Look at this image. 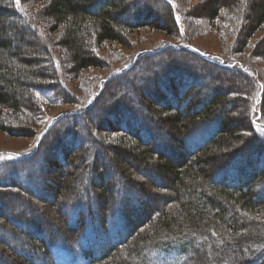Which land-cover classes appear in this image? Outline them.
Instances as JSON below:
<instances>
[{
    "label": "trees",
    "instance_id": "16d2710c",
    "mask_svg": "<svg viewBox=\"0 0 264 264\" xmlns=\"http://www.w3.org/2000/svg\"><path fill=\"white\" fill-rule=\"evenodd\" d=\"M34 1L0 0V129L8 132L20 123V115L29 122L35 117L37 96L59 99L65 93L44 34L29 27L23 5ZM201 7L209 20L227 11L232 25L243 15L246 31L264 25V0H205ZM42 12L55 28H63L60 42L74 72L96 65L89 47L118 42L120 34L132 29L161 27L165 18L172 26L184 18L173 0H47ZM164 48L141 56L154 58ZM174 50L211 63L213 70L243 84L256 81L258 88L254 74L232 60L215 61V56L184 44ZM140 62L115 74L120 80L138 78L130 83L138 93H117L125 111L118 114L125 117L111 110L110 122L100 119L103 127L121 132L125 150L94 139L90 123L85 131L89 139H82V125L77 127L68 113L60 114L49 125L64 123L62 131L71 144L66 151L57 149L56 160L50 158L60 163L55 177L46 175L41 156L48 126L34 151L13 157L18 166L6 167L14 173L10 178L3 180L0 173V264H57V253L83 259L82 264H264L262 101L255 95L249 107V126L259 131L250 138L241 134V126H229L235 121L230 100L244 93L239 83L208 77L199 85L205 74L173 81L169 70L149 68L150 63L135 74ZM96 92L98 99L104 89ZM94 102L81 111L83 116ZM237 108L245 113L244 105ZM50 137L51 144L59 138ZM174 148L180 149L177 156ZM122 154L132 158L135 169H146L152 180L163 182L169 193L161 196L162 207L148 210L142 199L154 197L118 168L125 165ZM132 203L137 206L130 211ZM72 239L75 243H69ZM151 252L153 258L145 255Z\"/></svg>",
    "mask_w": 264,
    "mask_h": 264
},
{
    "label": "rangeland",
    "instance_id": "374dc122",
    "mask_svg": "<svg viewBox=\"0 0 264 264\" xmlns=\"http://www.w3.org/2000/svg\"><path fill=\"white\" fill-rule=\"evenodd\" d=\"M46 1L47 0H38L24 4V11L28 15L30 21H27L30 24L29 27L33 28V30H40L42 34H44L45 42L51 47L52 54H54L53 56L56 58L59 65L58 67L60 68L59 80L65 93L63 98L62 95H60L61 97L59 96V99L53 97L50 98L49 95L45 97L37 96L38 111H36L37 114H35V117L30 122L24 120L22 115H20L21 117L18 118L20 119V123L16 128L13 127V131L8 132L0 129V170L5 167V170L0 171L1 175H3V180L4 178H10L11 174H14L10 169L9 171L6 170V167L13 168L18 166L11 162L13 157L35 148L38 141L37 137H40L42 130L47 126L48 131L40 145L43 161L45 159L44 170H48L46 173L48 177H55L58 174L56 167H59L60 163L57 161H51L56 160L57 149H63V151H66L65 149L67 147L69 148V145L71 144L70 135L65 133V131H62V127H65L64 123H61V127H58V125L53 126V124L49 125V123H52L55 117L60 116V114L64 115L68 113L67 115L72 116V121L77 123V127L82 125L80 134L82 139L85 137L89 139L86 136L85 131L88 129L89 125L92 124V128L94 129H91L90 133L92 134L90 135H92L94 139L103 143L105 146L113 145L117 146L120 150H125L126 147L120 143V139H122L121 132L115 128L107 129L103 127L102 123H100V119L103 120L106 118L107 113L111 110H114L113 113L115 115L117 114L118 117H125V115L118 114L125 111L120 105L121 100L117 93L124 92L132 96L133 93H138L130 87L131 80H133L132 82L135 81L138 83V78L135 76L120 80V76H115V74L138 60L141 62L136 64L135 74L137 72L142 73V70L145 69L144 65L150 63L148 66L149 68L153 67V69L158 71L162 70L163 72L164 70H169L172 73L173 81L175 79L177 81L178 79L184 80V77L188 78L199 74L207 75L206 78L202 79L199 85L206 83L208 77H216L225 82L227 80L236 81L242 86V92L244 93L240 94L239 98L231 99L232 101L230 100L229 104L231 105L229 108L233 105L235 107L231 112L232 119H235V121L230 123L229 126L231 128L241 126L239 129L241 134L246 135L247 137L255 138L259 136L258 129L254 130L249 126L247 115L249 107L256 95L258 103L262 101L261 107L259 106L260 115L258 114V123L264 126V97L263 99L260 97L261 93L264 94V25L246 31V29H244L243 15H237L235 23L232 25L227 21H230V18H232L233 15L227 11H220L217 19H207V15L201 7L205 0H173V2L182 10V15L184 17L181 18L182 21L180 22L179 18L176 19L179 24L174 22V25L172 26L163 16L165 19L161 27L154 24L153 26L148 25L132 29L120 34L121 38L118 42L106 41L99 46L96 45L95 47H89L88 49L97 60L96 65L74 72L72 70L73 65L71 63L70 54L67 48L60 42L63 28L61 26L55 28V25L51 23V21L43 17L42 9L45 6ZM238 1L241 2L242 0ZM156 9L158 10L157 12L161 14V10H159V8ZM11 21L15 25L18 24V26H22V23L19 21L14 19ZM183 44L215 56L213 57L215 61L220 59L232 60L233 63L236 62L240 67L249 69L257 79L258 88L256 81L254 83L250 82L249 84H243L242 80L240 78L238 79V77L233 78L231 75L220 74V71L217 72V70H213V65L211 63L204 62L202 64L196 57L185 52L182 54L175 53L174 48L180 47V45ZM163 47L165 48L154 58L151 56L143 58L141 56L143 52L157 51ZM46 60H50V57H46ZM131 69L126 70V73H132L133 69ZM176 71L178 73H176ZM57 80L58 77H56L53 82H56ZM50 83H52V81ZM148 85L150 86L152 83ZM99 88H103L104 92H102L100 97L96 99L98 94L96 91H98ZM257 89L258 92L256 94L255 91ZM61 99L65 100L62 101ZM93 102L94 105L92 104L93 107L91 110L87 111L85 113L86 115L83 116L81 111L86 109L85 107ZM240 104L244 105L245 113L237 108L238 105L239 108L242 107V105L240 107ZM158 117L159 119H162L163 116L161 115ZM108 120L110 122L112 117L109 116ZM85 122L90 124L86 125ZM50 135L59 138L51 144L52 137H50ZM51 145L54 147V150L51 149ZM178 150L180 149L176 150V148H174L172 153L177 156L178 153H180ZM32 151L34 150L32 149ZM111 156L113 157V154ZM121 156L125 165L123 168H118H120L121 171L124 170L122 173L127 175L126 178L130 179V182L136 184L137 188L143 189L146 193L148 192L153 195L154 201L146 202L145 199H142V201L148 205V210H152L154 207H162V197L169 193L161 187L163 182L158 181L156 177L153 181L151 177H149L150 172L146 169H135L133 160L128 157V155L122 154ZM50 158L52 160H50ZM49 162L53 163L51 165L52 167L48 166ZM5 164L7 165L3 166ZM91 179L93 182H98L93 176ZM52 182L50 183L49 181L51 186ZM165 184H168V182H165ZM52 187L54 188V185ZM184 196L185 195L183 194L182 197L185 198ZM105 204H107V201ZM107 205L109 206V204ZM18 206L20 208L19 204ZM136 206V203L130 204V211ZM50 207L48 208L45 206L46 209H51V211H53ZM55 217H57V213H55L54 218ZM82 222H84V220H82ZM72 242H74L73 239L69 243ZM152 253L153 252L144 254L153 258ZM82 263L83 259H69L68 255L66 256L63 253H57V264Z\"/></svg>",
    "mask_w": 264,
    "mask_h": 264
}]
</instances>
